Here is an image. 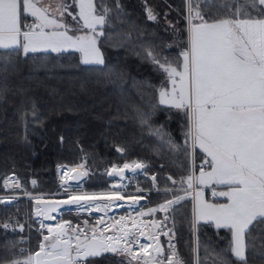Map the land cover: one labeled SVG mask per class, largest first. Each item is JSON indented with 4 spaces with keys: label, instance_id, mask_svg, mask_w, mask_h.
Segmentation results:
<instances>
[{
    "label": "trees",
    "instance_id": "obj_1",
    "mask_svg": "<svg viewBox=\"0 0 264 264\" xmlns=\"http://www.w3.org/2000/svg\"><path fill=\"white\" fill-rule=\"evenodd\" d=\"M117 3L122 11L118 19ZM95 6L97 14L109 10L105 34L97 42L103 65H85L76 52L24 56L21 50L5 58L8 67L0 70V195H6L2 189L10 175H15L30 194L52 195L60 187V167L85 163L97 183L105 181L103 173L113 166L132 162L145 164L146 172L156 177L154 186L142 179L147 207L157 208L165 202V188L185 195L180 184L172 185L168 177L179 181L192 174L191 157L184 149L188 121L183 112L159 104V89L168 87L169 81L146 59L149 49L175 64L182 59L179 54L188 45L185 0H95ZM148 9L156 15L155 20L147 18ZM66 17L68 26H77L71 16ZM141 116L150 117L146 124H141ZM149 126L152 130L163 127L159 130L166 135L161 139ZM169 139L181 146L179 151L166 143ZM195 159L202 162L198 150ZM24 209L0 204V225ZM165 214L160 211L156 217L163 227L175 232L173 239L184 264H195L197 239L202 264H214L217 255L235 264L228 253V229L204 223L192 228L190 193L167 213L168 220H164ZM64 217L77 226L84 218L76 213H64ZM32 224L36 231L30 233L31 249L36 252L42 233L37 223ZM25 236L26 232L0 226V264L26 256H19L23 247L20 239ZM253 236L256 254L250 246L246 252L249 264H264V256L259 255L264 244L259 235ZM119 259L106 255L84 264H116Z\"/></svg>",
    "mask_w": 264,
    "mask_h": 264
},
{
    "label": "snow or ice",
    "instance_id": "obj_2",
    "mask_svg": "<svg viewBox=\"0 0 264 264\" xmlns=\"http://www.w3.org/2000/svg\"><path fill=\"white\" fill-rule=\"evenodd\" d=\"M75 2L79 7V20L83 21V27L89 30V34H68L69 26L62 18L65 14H73L68 11L69 5L65 0H59L54 9L58 17L50 16L51 6H44L40 0H0V60H3L0 70L8 67L5 58L21 50L27 56L30 52L61 53L75 49L83 54V64L103 65V55L97 42L105 34L103 29L108 22L109 10L103 9L97 14L93 0ZM185 7L188 45L179 54L182 58L180 62L175 64L150 49L146 50V59L172 85L171 90L167 87L159 89V104L183 112L188 121L184 140L185 153L191 155L196 148L201 149L209 158L204 163L210 171H204L202 167L198 177L190 173L186 177L182 176L179 181L169 176L171 184L179 183L180 190L185 195H178L175 190L165 188V202L157 208H151L148 213L141 211L140 215L163 211L166 213L164 220H168L167 213L186 198L188 190L193 189L194 184L226 185L227 191L213 192V196L225 197V203H209L204 200L202 191H196L193 197L195 207L192 228L195 229L200 221H212L217 229H228L231 233L228 253L235 258V264H249L246 255L248 248L253 247V254H256L253 233L259 235L261 244H264V0H219L218 4L216 0H185ZM210 7L212 11L208 10ZM117 9L118 19L122 15L119 3ZM22 13L31 16L33 22L22 24ZM147 18L156 19L151 9L147 10ZM73 19L77 17L73 16ZM139 118L143 125L150 117ZM149 129L161 139L166 135L159 129L152 130L151 126ZM60 139L62 142L63 137ZM166 143L175 151H179L181 147L170 139ZM117 151L123 150L117 148ZM144 167L145 164L141 162L125 163L119 169L113 166L108 175L115 174L124 179L125 169L135 173L136 169ZM75 171L76 168L62 170L61 178ZM155 179L153 176L152 180ZM16 183L18 186V182ZM185 183L187 188L183 187ZM137 191L143 190L138 188ZM169 192L172 193L171 196L167 195ZM101 195L116 200L125 199L119 192ZM94 196L95 194H69L65 200L56 202L51 207L38 208L37 215L54 219L49 213L56 211L60 204L80 205L82 200L93 199ZM142 198L127 197L134 204H139ZM11 199L0 198V203H9ZM34 199L37 204L43 202L42 197ZM89 207L96 211L98 206ZM120 219L124 220L125 217ZM15 223L23 231V225L18 221ZM152 223L160 229L161 234L169 236L167 255L159 242V235L149 237L151 244L139 242V237L144 235L143 229L133 233L122 225L121 235L98 239L97 229L93 228L90 239H81L77 234L73 244V237L68 236L65 231L54 233L48 227L50 235L43 236V241L48 242L47 246L41 242L34 255L29 254L22 260L14 259L9 264H84L88 258L101 257L106 253L121 257L116 264H184L175 245L171 243L175 232L168 229L167 225L161 228V223ZM0 226L8 229L12 225L6 222ZM59 227L63 229L64 225ZM113 227L115 224L105 225L100 230V235L103 236L104 232ZM246 237L250 239L246 241ZM136 245L139 251L135 250ZM150 248L152 252H149ZM193 252L195 264H202L198 239ZM259 255L264 256V251ZM205 256L207 257V252ZM214 264H229V261L225 256L217 255Z\"/></svg>",
    "mask_w": 264,
    "mask_h": 264
},
{
    "label": "rangeland",
    "instance_id": "obj_3",
    "mask_svg": "<svg viewBox=\"0 0 264 264\" xmlns=\"http://www.w3.org/2000/svg\"><path fill=\"white\" fill-rule=\"evenodd\" d=\"M43 1V2H41ZM40 2L45 6H51L49 8V15L50 13L57 15L54 11L57 3L59 0H40ZM65 3L69 5L68 11L73 14V16H76L77 19H73V16L71 18L73 21L77 23V26H69V31L72 36H79V35H85L89 34V30L83 27V21L79 20V7L78 3L75 2V0H65ZM93 3L95 5V0H93ZM67 14L63 16V18L66 17ZM69 16V15H68ZM81 53V52H80ZM83 54L81 53V59ZM100 66V65H95ZM169 90H171L172 85L169 82V86L167 87ZM178 88V85H177ZM161 105V104H160ZM164 108L167 109H174L171 107H168L167 105H161ZM163 129V127L159 128ZM197 150V149H195ZM190 161H191V170L192 173H196L199 170V164L196 162L195 159V151L191 153L190 155ZM83 167H80L78 165L77 167H71V166H63L60 167L58 170V176L60 181V187L57 191H55L52 195H45V194H30L27 190L23 188L21 183L19 182L18 178L15 175H10L6 178L5 182L3 184V189L6 193V195H0V198H8L11 197V202L9 203H0L3 206L7 207H14L17 210L19 207L25 208L23 212L17 214L16 217H11L7 222L11 223V227L5 230H13L15 228L16 232H26V236L20 239V243L22 244V248L20 249L19 256H23L26 254L25 257H21L22 259L27 258L29 254L34 255L35 252L31 249V241H30V233L31 231H36L35 227L33 226L32 222L38 224L37 230L42 233V239L44 235H50L48 232V227L51 228H60V225H64L63 231L67 233L68 236L73 237V244L75 243V237L77 234L80 235L81 239H84L85 237L90 238L92 235V229H99L103 228L105 225H112L115 224V227L111 228L109 233L115 235L119 234L121 235V226L132 228L136 227L138 229L142 228L143 226L146 227L147 233L152 235H163L160 232V229L153 226V221L161 223V228H163L162 222L156 217V213L160 212L157 211L155 213H152L151 215H145L141 216L140 212L143 211L145 213H148L151 208L147 207V199L144 197L145 193H147L143 186H142V179H145L146 181H150L152 186L155 185V181L152 180V175L148 174L146 172V166L141 170H135V173H131L128 176H125L124 179H115L108 175V172H104L106 179L100 180L96 183L95 178L93 174L87 170L85 163H82ZM117 169L120 167L116 166ZM63 168H76L78 170H85L87 172V179L84 180V182H81L78 185L72 186L68 191H65L67 188L66 183L64 179L60 177L59 171ZM18 182V186L17 183ZM138 183V188L142 189L143 191H137L138 188H134V184ZM10 185H13V189H7ZM100 187H99V186ZM113 185H117V187H113ZM11 187V186H10ZM112 192H119L122 196L125 197V199L116 200L114 198H109L106 195L101 194H107ZM190 191L188 190V193ZM69 194H87L88 196H93L95 194L94 198H96V201L94 200L91 203H98L100 206H102L96 214H93L91 210H88L85 207H78L76 209L71 210H65V211H57L54 213H49L50 216L54 217L55 219H45L42 215H37V209L43 208L42 204L48 203V202H59L62 200H65ZM129 196H137V197H143L139 200V204H134L132 200L127 199ZM35 197H42L43 202L40 204H37ZM25 200V201H24ZM24 201V204L22 203ZM182 202V201H181ZM122 205V206H118ZM125 206V207H123ZM81 210V211H79ZM83 211V212H82ZM20 212V211H19ZM64 213H76L77 215L84 216L83 219H81V226H75L72 225L70 221H65ZM59 215V216H58ZM87 217V218H86ZM121 217H125L124 220H121ZM16 221L19 222V224L23 225V231H20L19 227L16 226ZM85 221L87 223H85ZM117 221L119 223H117ZM41 225H45L46 227H42ZM73 229H76V231H73ZM54 232V231H53ZM108 234V233H107ZM106 234V235H107ZM105 235V236H106ZM169 237V236H168ZM151 242V239L149 240ZM40 242V243H41ZM47 246L48 242H44ZM23 250V253H22ZM38 251V250H37ZM151 251V248L149 249V252Z\"/></svg>",
    "mask_w": 264,
    "mask_h": 264
},
{
    "label": "crops",
    "instance_id": "obj_4",
    "mask_svg": "<svg viewBox=\"0 0 264 264\" xmlns=\"http://www.w3.org/2000/svg\"><path fill=\"white\" fill-rule=\"evenodd\" d=\"M41 2H43V1H41ZM50 16L58 17L57 15H54L53 13L52 14L50 13ZM62 19H63V22L66 24L67 17L62 18ZM21 21H22V24L23 23H29L30 24V23L33 22V18L31 16H28L27 13H22ZM46 31H51V29H46ZM70 33L71 32L68 31V34L69 35H71ZM69 52H76V53H78L81 56V53L79 51H76L75 49H72V50H69V51H65V52H61V53H69ZM35 53H54V54H60V53L51 52V51H47V52L40 51V52H35ZM28 54H33V53L30 52ZM90 66H95V65H90ZM196 149L202 154V162L198 166L199 167L198 172H196V173L193 172L192 174L194 176L198 177L199 176V173H200V170H201L202 167H203V170L204 171H210V168L208 167L207 164L204 163V161L206 159H209V158L206 156V154L201 149H199V148H196ZM227 190H228V186H226V185H215V184H213V185L205 186V185H197V184H194V188L193 189H189V191H190L189 193H190V197L193 199V197L196 194V191H202L203 194H204L203 195V198L207 202H209V203H225V202H227L225 197H222V196H213V192L214 191L215 192H220V191H227ZM194 207H195V200L193 199V211H194ZM200 223L211 224L212 226L215 227V224L212 221H209L207 223H205L204 221H200L199 224Z\"/></svg>",
    "mask_w": 264,
    "mask_h": 264
},
{
    "label": "bare ground",
    "instance_id": "obj_5",
    "mask_svg": "<svg viewBox=\"0 0 264 264\" xmlns=\"http://www.w3.org/2000/svg\"><path fill=\"white\" fill-rule=\"evenodd\" d=\"M67 168H63V169H61L60 171H59V174H60V177H61V172H62V170H66ZM79 173H86L85 175H83V176H79L78 174ZM63 179H64V181H65V183H66V186H67V189H70L72 186H74V185H78V184H80L81 182H84V180L85 179H87V172L85 171V170H78V169H76V171L75 172H73V173H70V174H68V175H65L64 177H63ZM93 200H95L96 201V198H93ZM81 205H83V207H85V208H87L88 210H91V208L89 207L90 205H96V206H98L97 207V210L96 211H92L93 212V214H96L100 209H102L101 207L102 206H100L98 203H90L89 201H88V199H85V200H82L81 202H80V205H74L73 207H70L68 210H71V209H75V208H78V207H81ZM123 207H125V206H123ZM55 214V213H54ZM59 216V215H58ZM56 218V216H54V219ZM53 229V231H54V233L55 232H60V231H63V229H61V228H52ZM127 230H130L131 232H133V233H136L137 231H138V228H136V227H132V228H126ZM140 229H143V232H144V235H141L140 237H139V242L140 243H145V244H151V242L149 241L150 240V235L147 233V230H146V227H142V228H140ZM107 236H116V235H113V234H111V233H109L108 232V234L105 236V237H107ZM98 238V237H97ZM98 239H100V238H98ZM135 250L136 251H139V247H138V245H136L135 246Z\"/></svg>",
    "mask_w": 264,
    "mask_h": 264
},
{
    "label": "water",
    "instance_id": "obj_6",
    "mask_svg": "<svg viewBox=\"0 0 264 264\" xmlns=\"http://www.w3.org/2000/svg\"><path fill=\"white\" fill-rule=\"evenodd\" d=\"M136 170H141V169H136ZM132 173V171L130 170V169H125L124 170V173H123V176L125 177V176H128V175H130ZM111 177H113V178H115V179H120V176H117V175H115V174H113V175H111ZM88 201L91 203V202H93L94 200L93 199H88ZM56 202H48V203H45V204H42L43 205V208H45V207H51L53 204H55ZM74 205H76V204H69V203H64V204H60L58 207H57V209H56V211H53V212H50V213H55V212H57V211H60V210H62V211H65V210H68L70 207H73ZM92 236V235H91ZM91 236H90V238H91ZM89 238V239H90ZM159 242H160V244H161V240L159 239ZM162 245V244H161ZM163 247V246H162ZM106 255H110V256H113L112 254H110V253H106V254H104L103 256H101V257H96V258H88L86 261H84V263H86V262H89V261H93V260H96V259H100V258H102V257H104V256H106Z\"/></svg>",
    "mask_w": 264,
    "mask_h": 264
},
{
    "label": "built area",
    "instance_id": "obj_7",
    "mask_svg": "<svg viewBox=\"0 0 264 264\" xmlns=\"http://www.w3.org/2000/svg\"><path fill=\"white\" fill-rule=\"evenodd\" d=\"M10 186H11V187H10ZM10 186L7 187V189H13V188H14L13 185H10ZM134 188H138V183H135V184H134ZM143 199H144V198H143ZM75 226H77V225H75ZM103 228H104V227H103ZM103 228H99V229H97V237L100 238V239H102L103 237H105V235L110 231V230H109V231H107V232H104V233H103V236H101V235H100V230L103 229ZM124 228L126 229V228H129V227H128V225H126V227H124ZM115 235H116V236H119V234H115ZM159 239L161 240V244H162V246H163V248H164L165 254L167 255V254L169 253V248H168L169 237H168V236H165V235H161V236H159ZM162 239H163V240H162ZM151 243H152V241H151ZM171 243L175 245V248H176L177 252L179 253L178 243H177L174 239L171 240ZM150 252H152V249H151ZM179 256H180L181 259L183 260V258H182V256L180 255V253H179Z\"/></svg>",
    "mask_w": 264,
    "mask_h": 264
}]
</instances>
